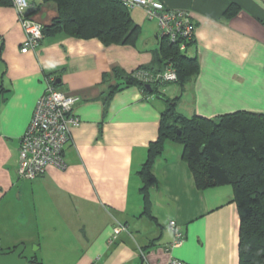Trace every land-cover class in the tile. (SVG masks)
Segmentation results:
<instances>
[{"label": "crops", "instance_id": "crops-1", "mask_svg": "<svg viewBox=\"0 0 264 264\" xmlns=\"http://www.w3.org/2000/svg\"><path fill=\"white\" fill-rule=\"evenodd\" d=\"M161 1L190 12L195 27L188 53L198 58L199 73L170 96H180L182 114H264V0ZM30 3L44 25L59 15L54 2ZM131 15L149 37L155 33L152 45L105 44L61 32L22 52L18 14L13 5L0 4V254L23 246L31 264H168L172 258L240 264L234 187L199 188L180 159L183 145L170 148L168 140L170 149L155 159L149 186L154 218L143 214L139 171L159 136L164 102L135 84L110 92L123 82L116 69L160 67L162 38L143 8ZM49 74L80 97L73 109L80 123L64 147L66 167L48 166L43 175L25 179L19 175L21 139ZM170 220L185 239L167 251Z\"/></svg>", "mask_w": 264, "mask_h": 264}, {"label": "trees", "instance_id": "trees-1", "mask_svg": "<svg viewBox=\"0 0 264 264\" xmlns=\"http://www.w3.org/2000/svg\"><path fill=\"white\" fill-rule=\"evenodd\" d=\"M42 1L54 2L59 11L52 23L44 25V36L67 32L79 38L98 37L105 44H134L141 34V27L133 20L131 9L120 0ZM0 4L12 5L11 0H0ZM161 38V54L157 59L160 67L142 65L130 73L116 69L123 82L117 83L110 92L111 96L116 90L135 84L146 93L156 94L164 102L159 136L150 143L147 159L139 171L144 182L141 189L145 205L143 214L154 218L149 186L155 181L152 170L155 159L165 150L166 141L180 143L183 145L182 157L199 188L225 184L234 187L240 214V264H264V114L240 110L216 117H189L178 112L180 96H166L161 91L163 84L172 82H145L136 76V72L145 69L156 73L171 65L178 75L174 82L183 89L200 69L198 58L188 53L195 38L187 42L184 50L167 36ZM146 84H151L152 92L147 90Z\"/></svg>", "mask_w": 264, "mask_h": 264}, {"label": "built area", "instance_id": "built-area-1", "mask_svg": "<svg viewBox=\"0 0 264 264\" xmlns=\"http://www.w3.org/2000/svg\"><path fill=\"white\" fill-rule=\"evenodd\" d=\"M120 1L129 9L143 8L149 20L157 21L159 34L178 42L182 50L195 37L193 19L185 9L168 8L161 0ZM11 2L25 31L22 52L36 50L44 38V24L33 17L29 0ZM136 76L149 83L174 82L178 79L177 72L171 65L156 73L140 70L136 72ZM56 81L53 75L46 76V90L38 99L31 122L21 139V178L33 179L41 176L48 166L66 167L64 147L71 137V128L80 123V118L73 112L80 97L67 93ZM168 227L173 232V239L166 246V250L170 251L182 244L185 234L176 220H170ZM168 264L184 263L172 258Z\"/></svg>", "mask_w": 264, "mask_h": 264}, {"label": "rangeland", "instance_id": "rangeland-1", "mask_svg": "<svg viewBox=\"0 0 264 264\" xmlns=\"http://www.w3.org/2000/svg\"><path fill=\"white\" fill-rule=\"evenodd\" d=\"M150 21V20H149ZM154 23H156V25L158 26V24H157V21H153ZM152 22V23H153ZM146 32V33H145ZM152 36L154 37V39H156V36H155V33L154 34H152ZM152 36H148V34H147V31H145L144 29H143V27H141V34H140V36H139V38H138V41H137V44H144V45H146V42L148 41L149 43H151V45H152V41H153V38H152ZM136 44V45H137ZM174 87H176V88H178L177 90H179L181 87H180V85L178 84V83H176V82H172V83H169V84H163V86L161 87V91H163L165 94H166V96H171L172 94H171V90L174 88ZM167 90V91H166ZM180 93V92H179ZM181 108L180 107H178L177 106V111L178 112H180V113H182L181 112ZM168 143H170V144H173L172 146H170V148L172 147V148H177V147H181V145H180V143H174V142H171V141H168L167 142V144ZM170 148H165V150H166V152H167V150H169ZM181 158V161L188 167L189 165H188V163H187V161L182 157V153H181V156H180ZM190 168V167H189ZM30 249L31 250H33V252L32 253H36L38 250H36V247L33 245L32 247H30ZM28 251H29V249H28ZM29 252H31V251H29Z\"/></svg>", "mask_w": 264, "mask_h": 264}, {"label": "water", "instance_id": "water-1", "mask_svg": "<svg viewBox=\"0 0 264 264\" xmlns=\"http://www.w3.org/2000/svg\"><path fill=\"white\" fill-rule=\"evenodd\" d=\"M57 82V81H56ZM145 87L149 92L153 91L151 84H146ZM24 247L18 246L14 251L10 253L0 254V264H30L28 259L23 255Z\"/></svg>", "mask_w": 264, "mask_h": 264}]
</instances>
